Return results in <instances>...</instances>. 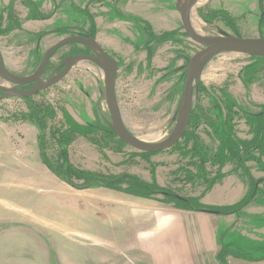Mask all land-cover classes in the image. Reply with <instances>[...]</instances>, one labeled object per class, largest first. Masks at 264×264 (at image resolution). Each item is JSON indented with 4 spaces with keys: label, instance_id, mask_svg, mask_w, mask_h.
<instances>
[{
    "label": "rangeland",
    "instance_id": "1",
    "mask_svg": "<svg viewBox=\"0 0 264 264\" xmlns=\"http://www.w3.org/2000/svg\"><path fill=\"white\" fill-rule=\"evenodd\" d=\"M191 21L207 36L262 37L264 0H200ZM159 23H167L170 31ZM81 32L94 37L118 64L116 95L128 129L140 139L150 138L145 141L166 138L176 124L188 61L203 48L186 34L175 0H0V50L14 74H32L52 45ZM84 49L81 43L63 46L43 78L53 75L61 59ZM3 83L12 86L0 78ZM48 104L56 114L47 118L41 149L40 129L29 114L32 107ZM192 112L195 121L186 137L160 152L143 154L103 130L75 133L62 148V133L70 131L66 114L83 125L111 120L104 73L90 61L28 99L1 101L0 264H152L145 247L152 222L139 215L150 213L151 204L183 209L164 193L203 202L216 185L234 191L245 185L252 206L263 213L257 221L252 218L253 225L264 223V142L249 145L255 136L253 115L264 112V60L235 52L213 57L203 70ZM224 132L232 133L238 145L233 162L220 157ZM195 145L203 151L193 157L187 153ZM225 152L227 158L228 148ZM68 165L88 172L91 180L73 174ZM96 175L109 182L94 183ZM134 177L155 194L130 193ZM222 193L211 196L232 195ZM229 249L231 255L246 253ZM256 251L264 253V247ZM254 258L249 253L248 259Z\"/></svg>",
    "mask_w": 264,
    "mask_h": 264
},
{
    "label": "water",
    "instance_id": "2",
    "mask_svg": "<svg viewBox=\"0 0 264 264\" xmlns=\"http://www.w3.org/2000/svg\"><path fill=\"white\" fill-rule=\"evenodd\" d=\"M200 0H175L177 10L180 12L182 25L186 34L196 43L203 46L188 61L186 67V80L183 87L182 98L177 111V120L173 131L163 140L147 142L140 139L126 126L116 95V76L118 64L109 57L103 47L92 36L72 35L65 37L52 45L45 53L40 65L30 75L21 76L12 73L6 66L5 59L0 50V78L13 85H35L30 89H20L17 86L0 84V102L9 97H31L37 93L59 83L71 72L72 68L82 61L96 64L104 73L106 103L110 113V127L115 134L127 145L141 152H160L173 147L179 142L190 122L194 107L195 93L198 92L203 70L206 64L216 55L223 52L242 53L249 56L264 57V36L257 38H244L226 32L217 36L202 35L191 24V14ZM81 43L90 48L94 54H73L66 56L63 69L52 75L49 79L43 78L46 69L56 50L62 46ZM86 188V187H82Z\"/></svg>",
    "mask_w": 264,
    "mask_h": 264
},
{
    "label": "crops",
    "instance_id": "3",
    "mask_svg": "<svg viewBox=\"0 0 264 264\" xmlns=\"http://www.w3.org/2000/svg\"><path fill=\"white\" fill-rule=\"evenodd\" d=\"M159 25L161 29L170 31L167 30V23ZM217 192H230L232 195L225 199L212 197ZM246 193L245 185H242L241 191L216 185L207 195L208 199L204 196L203 202L215 206L232 205ZM132 203L135 204L136 201ZM253 203L254 201L242 208L239 215L169 208L162 205L155 207L153 204L150 213L142 209L146 212L139 217L150 220L153 227L148 233L149 236L145 237V247L147 254L152 257V264H221L218 254L222 244H229L230 247L246 252L245 255L228 256L227 264H264V253L256 251L264 247V223L256 222L253 225V220L256 218L257 221L263 213L260 206L253 207ZM234 232L238 234L237 238H233ZM249 253L255 254L256 258L249 260Z\"/></svg>",
    "mask_w": 264,
    "mask_h": 264
},
{
    "label": "trees",
    "instance_id": "4",
    "mask_svg": "<svg viewBox=\"0 0 264 264\" xmlns=\"http://www.w3.org/2000/svg\"><path fill=\"white\" fill-rule=\"evenodd\" d=\"M213 13V12H212ZM92 33V32H90ZM80 35H85V33L83 34L78 33ZM93 35V34H92ZM252 57H257L260 58L262 60H264V57H259V56H252ZM253 71H251V66H247L246 67V77L248 79V81H252L253 80ZM27 99L29 97H26ZM55 109L52 107L51 104L48 105H36L35 107H32V112L29 114V117L32 119V121L38 126V128L40 129V136H39V142H40V148L43 149L44 148V137H45V133L44 130L46 128V123H47V118H54L55 117ZM66 118V122L69 126L70 131H66L64 133H62L63 137H62V142L60 143L62 145V148H65V145L69 144L71 142V140L74 138V134L75 133H80L84 136H88L89 134H94L99 130H103L104 132H108L114 136H117L115 134V132L111 129L110 127V121H104L105 123L103 125H100L98 122L97 123H89L86 125L80 124L77 121H75L70 115L66 114L65 115ZM195 121V116L194 113L192 112L191 114V118H190V122L189 124L193 123ZM254 123H251L252 126H255L254 130H255V136L253 138V140L249 143V145H253L256 142H264V135H262L261 131L264 130V112H260V113H255L253 115V121ZM187 133V132H186ZM186 133L184 135V137H186ZM222 142L223 145L220 148V154H221V158L227 160L228 162H233L235 160H238V153H239V149H238V145L235 142V139L233 138L232 133H227L224 132L222 135ZM120 140V139H119ZM121 142H123L122 140H120ZM124 143V142H123ZM244 145V143H243ZM245 146V145H244ZM228 148V154H227V158L225 157V149ZM203 150L199 148L198 145L193 146V149L188 150L187 154H192L193 157L197 156L198 154H200ZM143 154H149V153H145L142 152ZM153 153V152H152ZM66 157V154H65ZM67 160V159H66ZM44 163H46L48 165V167L56 174L63 176V174L59 173L57 169H55L52 165L49 164L48 161H46L44 159ZM244 171L246 172V175L249 179L250 184L253 186V184L255 185V179L250 171V169L244 165L241 166ZM66 168L68 170H70L73 174L78 175L79 177L83 176V178H87L88 180H91V175L88 174V172L85 171H78L76 168H73L71 165L66 166ZM87 174V175H86ZM135 178V184L132 186L131 191H129L130 193L134 194V195H139V196H152L154 195V191L151 190V187L148 183L144 182L143 180L139 179L138 177H134ZM92 180L94 181V183L98 184V183H102L104 185H106V183H108L107 181H102L101 177L99 175H96L92 178ZM69 184V181H67ZM139 189V190H136ZM248 191V190H247ZM167 197H172L175 200V204H177L178 206H180L183 209H188V210H197V211H205V212H213V213H224V214H233V213H237L239 212L242 208H244L247 204H249L252 199L253 196L249 197L248 193L245 194V196L238 201L237 203H234L232 205H226V206H215V205H210V204H205L203 202L200 201V198L198 197H189V198H183L180 197L178 195H170L168 193H164ZM231 248L229 244H222L220 252L218 254V260L220 261L221 264H227V257L230 256L231 250L229 249Z\"/></svg>",
    "mask_w": 264,
    "mask_h": 264
},
{
    "label": "flooded vegetation",
    "instance_id": "5",
    "mask_svg": "<svg viewBox=\"0 0 264 264\" xmlns=\"http://www.w3.org/2000/svg\"><path fill=\"white\" fill-rule=\"evenodd\" d=\"M88 33H86L84 36H86ZM84 45V44H83ZM85 46V49H84V52L85 53H83V54H94V52L90 49V48H88L86 45H84ZM63 47V46H62ZM61 47V48H62ZM61 48H59L58 50H56V52H55V54L57 53V51H59ZM104 49V48H103ZM105 50V49H104ZM106 52V51H105ZM54 54V55H55ZM107 54V53H106ZM53 55V56H54ZM108 55V54H107ZM109 56V55H108ZM53 58V57H52ZM51 58V59H52ZM64 59H65V57L63 58V59H61L60 61H59V63H57V65H55L54 66V69H53V75L55 74V73H58V72H60L62 69H63V67H64V65H62V63H63V61H64ZM50 62H51V60H50ZM50 62L48 63V65L50 64ZM48 65H47V67H46V69L44 70V72H43V76H44V73H45V71L47 70V68H48ZM35 84L34 83H31V84H29V85H13L12 84V86L14 87V86H17L18 88H20V89H22V90H24V89H30V88H32L33 86H34ZM2 95V93L0 92V96Z\"/></svg>",
    "mask_w": 264,
    "mask_h": 264
},
{
    "label": "bare ground",
    "instance_id": "6",
    "mask_svg": "<svg viewBox=\"0 0 264 264\" xmlns=\"http://www.w3.org/2000/svg\"><path fill=\"white\" fill-rule=\"evenodd\" d=\"M191 24H192V26L196 29V31H198L200 34H202V35H206V34H204V32L201 31V28H199V23H198V22H193V21H191ZM143 139L147 140V139H150V138H148V137H143ZM143 139H142V140H143ZM145 140H144V141H145ZM147 142H152V141H147ZM154 142H157V141H154Z\"/></svg>",
    "mask_w": 264,
    "mask_h": 264
}]
</instances>
